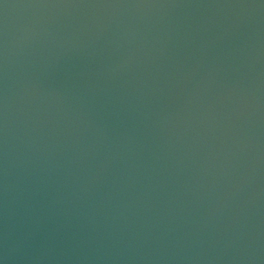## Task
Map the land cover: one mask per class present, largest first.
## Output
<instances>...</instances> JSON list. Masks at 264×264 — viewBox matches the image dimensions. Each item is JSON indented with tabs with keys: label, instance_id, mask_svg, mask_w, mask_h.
Masks as SVG:
<instances>
[{
	"label": "water",
	"instance_id": "95a60500",
	"mask_svg": "<svg viewBox=\"0 0 264 264\" xmlns=\"http://www.w3.org/2000/svg\"><path fill=\"white\" fill-rule=\"evenodd\" d=\"M0 264H264V0H0Z\"/></svg>",
	"mask_w": 264,
	"mask_h": 264
}]
</instances>
